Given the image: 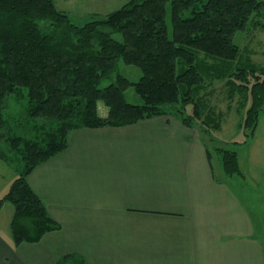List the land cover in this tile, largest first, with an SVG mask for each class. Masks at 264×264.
Masks as SVG:
<instances>
[{"label": "trees", "instance_id": "16d2710c", "mask_svg": "<svg viewBox=\"0 0 264 264\" xmlns=\"http://www.w3.org/2000/svg\"><path fill=\"white\" fill-rule=\"evenodd\" d=\"M262 27L263 0H130L83 26L52 0H0V158L8 150L21 159L0 212L6 203L14 206L15 248L61 230L28 178L64 153L79 129L174 116L215 146L211 156L226 176L245 177L239 152L228 148L238 143L217 144L213 132L222 129L224 114L212 110L207 92L224 83L230 101L241 96L239 127L254 138L264 113V67L245 58L234 38ZM122 64L141 71L138 82L120 73ZM130 88L141 104L127 100ZM24 101L12 122L11 104ZM57 264L89 263L66 255Z\"/></svg>", "mask_w": 264, "mask_h": 264}, {"label": "crops", "instance_id": "0c3cea01", "mask_svg": "<svg viewBox=\"0 0 264 264\" xmlns=\"http://www.w3.org/2000/svg\"><path fill=\"white\" fill-rule=\"evenodd\" d=\"M213 148L174 116L72 132L69 148L28 178L61 230L15 248L12 210L0 220V264L66 255L89 264H264V231L222 169L216 176Z\"/></svg>", "mask_w": 264, "mask_h": 264}, {"label": "rangeland", "instance_id": "374dc122", "mask_svg": "<svg viewBox=\"0 0 264 264\" xmlns=\"http://www.w3.org/2000/svg\"><path fill=\"white\" fill-rule=\"evenodd\" d=\"M57 9L67 13L71 21L77 26H83L95 19H104L109 14L120 9L130 0H52ZM264 1V0H263ZM235 44L245 50L244 57H251L254 64L264 67V27L252 29L247 32H238L234 38ZM120 73L133 82H138L141 78V71L135 66H120ZM105 82L102 86L108 85ZM230 91L224 83L215 84L207 93L211 102L212 110L224 114L223 126L220 131L213 132L219 146L224 147L225 142L231 144L237 142L238 145H228L236 149L240 155V163L245 177H228L227 181L232 184L234 190L251 212L255 214V222H259L264 231V113L261 115L258 129L254 138H247L243 130L239 127L243 115L244 100L237 96L234 101H230ZM127 100L133 104H141V98L136 94L134 88L126 92ZM26 102H13L8 110V115L13 118L26 106ZM104 106V105H103ZM106 109L101 106V113ZM248 139V140H247ZM248 142V143H247ZM248 144V145H247ZM4 150L5 148H0ZM7 152V158H0V198L4 197L14 180L20 174L17 167L21 164V159L12 152ZM215 174L221 177V162L215 155L213 158ZM16 167V168H15ZM14 206L6 203L0 212V220L3 224L11 218V211ZM262 231V230H261ZM264 236V234H263Z\"/></svg>", "mask_w": 264, "mask_h": 264}]
</instances>
